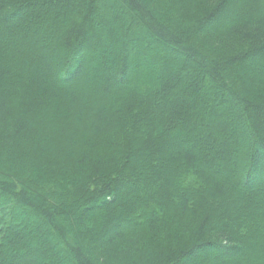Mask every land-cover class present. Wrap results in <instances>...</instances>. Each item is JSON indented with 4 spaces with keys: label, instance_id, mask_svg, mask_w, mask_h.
Returning <instances> with one entry per match:
<instances>
[{
    "label": "trees",
    "instance_id": "obj_1",
    "mask_svg": "<svg viewBox=\"0 0 264 264\" xmlns=\"http://www.w3.org/2000/svg\"><path fill=\"white\" fill-rule=\"evenodd\" d=\"M220 1L0 0V264H264V0Z\"/></svg>",
    "mask_w": 264,
    "mask_h": 264
},
{
    "label": "rangeland",
    "instance_id": "obj_2",
    "mask_svg": "<svg viewBox=\"0 0 264 264\" xmlns=\"http://www.w3.org/2000/svg\"><path fill=\"white\" fill-rule=\"evenodd\" d=\"M116 1H118V0H116ZM220 2H224V3H226L227 5H229V4H231L232 3V0H221ZM263 2V1H262ZM261 2V3H262ZM183 7L185 6V5H183L181 2H179ZM99 4H101V3H99ZM102 5V4H101ZM101 5H98V9L100 8L101 10H102V8H103V6H101ZM187 11V13H189V14H191V15H189L190 17L191 16H194V11L192 10V9H189V10H186ZM237 10H235L233 7H230V8H228V9H226V11H225V17H230L233 13H235ZM97 16H98V20H101V17L103 16V14H102V12L101 11H99L98 10V14H97ZM224 17V18H225ZM19 18V19H18ZM106 19H108L107 17H106ZM188 19H190V18H188ZM27 19L25 18V17H23V16H21V17H18V16H15L14 17V19H13V21L11 22V24L12 25H14V26H17V25H20V24H23L25 21H26ZM224 20H223V17H221L220 19H218L217 21H215L213 24H211V26H213L214 27V29H215V32L214 31H210L212 34H215V33H217L218 35H220V33H222L223 32V30H221V27H222V22H223ZM36 25V26H38V27H41L38 23H37V21H34V22H32V25ZM9 25V24H8ZM209 28H211L210 27V25H209ZM207 26H206V29H209ZM50 33H51V31H50ZM20 37H23V35H21ZM11 40V39H10ZM106 44V46L108 47L109 45L107 44V42L105 43ZM155 46V45H154ZM109 50H111V51H113L114 49H113V47H110L109 46ZM34 56L36 57H38L37 59H39V57H41L42 56V53H39V52H37V53H35L34 54ZM35 57H33V58H31V60H32V63H35L36 65L37 64H39L38 62V60L37 59H35ZM175 61V60H174ZM176 63V62H175ZM178 63V62H177ZM176 63V64H177ZM176 64H175V66H176ZM45 66V64L43 63V67ZM107 66H111V65H109V64H107ZM175 66L173 67V72H175ZM44 69V71H46L47 72V69H46V66L43 68ZM45 72V73H46ZM47 74H48V76H47ZM47 74H45L46 75V78H48V80H50L51 82H52V84L53 85H55L56 84V81H55V79H54V77H52V75L51 74H49V72H47ZM85 82V81H84ZM117 89V88H116ZM102 96H104L103 94H101ZM222 176H224L225 175V173L224 172H221L220 173ZM258 190V188H257V185H254L253 187H252V191H257ZM23 216V215H22ZM26 221H27V223L28 222H32V219L30 218V217H28L27 216V219H25ZM34 222H36V221H34ZM70 223H72V221L70 222ZM32 242L33 243H35L36 241H34L33 240V238H31L30 240H29V243H27L28 245H30V246H32ZM203 254H199V256H198V259L199 258H201V256H202ZM209 257L211 258V260H212V262H215V261H213V255H209ZM217 261H218V263L219 264H221V263H223V258H218L217 259ZM254 261V260H253ZM189 264H191V262H189Z\"/></svg>",
    "mask_w": 264,
    "mask_h": 264
}]
</instances>
